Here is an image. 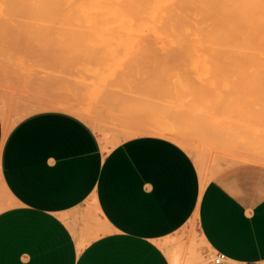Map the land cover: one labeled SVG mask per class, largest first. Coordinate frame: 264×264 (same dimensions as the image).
<instances>
[{
  "label": "rangeland",
  "instance_id": "rangeland-1",
  "mask_svg": "<svg viewBox=\"0 0 264 264\" xmlns=\"http://www.w3.org/2000/svg\"><path fill=\"white\" fill-rule=\"evenodd\" d=\"M53 1L0 0L1 102L7 127L28 113L42 109L63 108L86 119L97 131L100 139L105 144L107 143L106 148L123 138L138 133H147L148 129H160L165 131L164 136L177 141L192 155L200 171L203 172L204 178H207L217 168L252 164L257 167L259 181L264 183V43H262L264 42V16L262 15L264 11H260L261 9L264 10L262 8V6L264 7V0L263 3L261 0L262 5L259 4L260 0H256L259 6L254 3L255 0H206L205 2H203L204 0H198V2L197 0H183L187 7L184 6L185 4L179 5L182 4V0H179L180 2L175 1L176 3L170 0L173 1V5H176L177 11L174 10V6L171 7L172 5L167 7L168 4H171L169 1L167 4V0L166 3L165 0H133V3L138 2L134 6H132V0H110L111 4L107 0L111 7L106 5V0L105 2L103 0H87V3L84 0H72L75 2L59 0L60 3L56 0L59 6L57 2ZM120 1H124L121 3L122 5L118 4ZM160 1H164L162 8L166 10L164 16L169 18L165 20L171 21L168 22L170 26L165 23L166 21H163V12L160 13L161 20L159 15H154V12L163 10L160 6L161 3L159 4ZM223 1H227L225 2L227 11L226 8L224 11ZM243 1L245 2L243 3ZM76 2L79 4L82 2L81 5H76L77 11L72 9V6L75 7L73 3L76 4ZM129 2H131L130 5ZM84 3L86 7H84ZM191 3L195 6L194 9ZM200 3L203 6H200ZM245 3L252 5V7L254 4V7L249 8V10ZM150 4L154 11L149 9ZM235 4L236 6H234ZM60 5L65 10H62ZM144 5L147 8L142 11L141 8H144ZM93 6H97V9H94ZM113 6L120 7L115 8ZM179 6L181 9L178 8ZM219 6L220 10L216 9L217 12H214L215 8H219ZM130 7H135V10L139 11L136 12ZM84 8L89 11L85 9L84 12ZM196 8L197 12L202 11V14L199 12L197 15V12L194 11ZM123 9H125L124 13ZM254 9L255 11H253ZM251 10L254 13L252 14L256 16L255 19L253 16L252 20L250 18L251 21H248L251 22L250 24L253 22L251 25L255 27L253 30L247 22L248 18L252 17V14L247 17V13H251ZM120 12L125 15L121 16L123 14ZM142 12L146 14L145 16L149 15L150 20L157 17L162 23L159 22L160 25L156 23V18L151 21L154 25L151 24L148 22L149 19L142 16ZM177 12L186 14L185 19L181 13ZM188 12H190V16L192 15L191 12H194L195 15L190 17ZM140 13L141 16L138 17L137 14L140 15ZM175 14L179 17L182 16L181 20L177 19ZM128 15L132 19L131 24L130 18L129 20L126 19ZM202 15H205L203 17L207 21L203 20ZM226 15L229 16L230 22H228ZM236 15L239 16L240 21L242 18L247 23L242 21L239 24L240 21ZM193 16H198L199 21L194 18L196 23L193 22L194 20L190 19H193ZM258 16H260L259 19H257ZM261 16L263 20H261ZM186 18L191 21L189 22ZM138 19L141 22L146 19L147 24L145 22L140 24V21L137 24ZM202 20L205 24L211 22L210 28H208V24L200 27V24L204 23ZM183 21L186 24L190 23V26L194 24L197 27L191 28L187 24V27L191 28L187 30V34V31L184 32V29H187L186 24L181 25L184 24ZM135 23L137 24L136 27L134 26ZM144 23L145 26L140 27ZM243 23L246 25H242ZM124 24H126L127 30ZM155 24H158L161 29L158 25L154 27ZM259 24L263 28L261 32L256 29L257 27L259 29ZM165 25L167 28H163ZM203 26L205 29L207 28V33L210 31L209 34L204 31ZM212 26L215 28L213 29ZM242 26H247L244 27L246 31L244 29L241 31ZM249 26L251 32L247 30ZM144 27L147 31L143 30ZM168 27L176 29L170 30ZM140 28H142L141 31H139ZM197 28L199 31L203 30L204 36L198 30V32L195 31ZM218 29H222V31H218ZM163 30L167 31V33L163 32V36L167 34L174 39L171 41L170 38L167 42V40H162V34L157 37V34ZM229 30L234 34L231 35ZM172 31L175 34L178 32V35ZM136 32L138 34H135ZM189 32L194 35L199 33V36L193 35V37ZM218 32L223 41H220ZM223 32L226 34L224 35ZM262 33L263 35H261ZM181 34L187 35V39ZM258 34L261 35V38L263 37V41ZM239 35L243 38H240ZM188 36H192L193 39ZM196 38L197 41L194 43L197 44L190 42ZM198 38L199 41L202 38V43L205 42V45L206 41L209 40L207 42L208 48L207 46L204 48V43H200ZM230 41L233 44L237 43L236 46L238 47L235 44L231 45ZM159 42L164 44L160 45ZM212 42H215L214 45ZM238 42H241L240 45ZM169 43H176L172 46L175 45V47L172 48ZM181 44L184 48L181 47ZM196 45L199 47H194ZM177 46H179L178 49ZM228 46L233 47L229 48ZM241 46H243L244 51ZM260 46L261 48H259ZM239 47L241 50L238 49ZM217 48L221 49L218 50ZM250 50L251 54L249 53ZM203 53H206V56ZM207 53L211 55H207ZM248 53L249 56L252 53L258 54H254L250 58ZM245 58L247 63L243 61ZM252 59H254L253 62ZM207 62L209 63L207 64ZM225 67L228 69L226 70ZM249 73L253 75L251 74V76ZM215 74L216 77H214ZM253 76L256 78L253 79ZM263 193L264 187L258 194ZM202 242L192 232L188 241L180 238L173 247L182 250L185 254L188 253L191 262L199 264L210 261L214 255L211 249L203 248ZM261 264H264V261Z\"/></svg>",
  "mask_w": 264,
  "mask_h": 264
},
{
  "label": "crops",
  "instance_id": "crops-1",
  "mask_svg": "<svg viewBox=\"0 0 264 264\" xmlns=\"http://www.w3.org/2000/svg\"><path fill=\"white\" fill-rule=\"evenodd\" d=\"M1 98L0 77V264H194L173 247L192 232L225 257L199 264L264 261L254 165L204 178L172 138L138 133L106 148L63 108L7 127Z\"/></svg>",
  "mask_w": 264,
  "mask_h": 264
},
{
  "label": "bare ground",
  "instance_id": "bare-ground-1",
  "mask_svg": "<svg viewBox=\"0 0 264 264\" xmlns=\"http://www.w3.org/2000/svg\"><path fill=\"white\" fill-rule=\"evenodd\" d=\"M38 1H39V0H38ZM47 1H48V0H47ZM50 1H53V0H49V2H50ZM57 1H59V0H57ZM57 1L55 0V1H53V2H57ZM69 1H71V2H75V1H72V0H69ZM69 1H68V3H70ZM86 1H87V0H84L85 3H87ZM91 1H92V0H91ZM94 1H95V0H94ZM100 1H102V0H100ZM103 1L105 2V0H103ZM109 1H110V0H109ZM138 1H140V0H138ZM141 1H142V0H141ZM150 1H151V0H150ZM153 1H154V0H153ZM168 1L171 3L170 5L168 4ZM173 1L175 2V1H179V0H173ZM173 1L167 0V4H168L167 7H168V8H169V6H171V5H172V6H171L172 8H173V6H174V8H175L176 5H175V4H174V5L172 4ZM200 1H201V0H200ZM205 1H206V0H204L203 2H205ZM212 1H213V0H212ZM214 1H215V0H214ZM220 1H221V0H220ZM227 1H228V0H227ZM227 1H225V2H227ZM231 1H232V0H231ZM240 1H241V0H240ZM245 1H247V0H245ZM245 1H243V3H244ZM253 1H254V0H253ZM255 1H256V0H255ZM23 2H24V1H23ZM31 2H32V1H31ZM36 2H37V1H36ZM61 2H62V1H61ZM104 2H102V3H104ZM114 2H115V1H114ZM123 2H124V1H123ZM123 2L120 1V2H118V4H119V5H122L121 3H123ZM127 2H128V1H127ZM134 2H135V1H134ZM162 2H164V1H160V2H159V4L161 3V4H160L161 9H163V8H162V6H163V5H162ZM179 2H180V1H179ZM188 2H189V1H188ZM194 2L196 3V1H194ZM194 2H193V4H194ZM197 2H198V0H197ZM223 2H224V1H223ZM225 2H224V6H225V7H224V11H225V8H226ZM229 2H230V1H229ZM234 2H235V1H234ZM248 2H249V1H248ZM57 3H58V2H57ZM59 3H60V1H59ZM59 3H58V6H59ZM81 3H82V2H81ZM81 3H80V4H79L78 2H76V4L73 3V5H74L75 7L72 6V9L77 8L76 5H77V4L81 5ZM85 3H84V7H86V6H85ZM95 3H96V2H95ZM105 3H106V5H107V4L109 5V2H108L107 0H106ZM111 3H112V2L110 1V4H111ZM116 3H117V2H116ZM116 3H115V5H116ZM125 3H126V2H125ZM125 3H124V4H125ZM135 3H136V2H135ZM135 3H133V0H132V4H133L132 6H134ZM137 3H138V2H137ZM137 3H136V4H137ZM139 3H140V2H139ZM151 3L154 4V2H151ZM165 3H166V0H165ZM175 3H176V2H175ZM206 3H208V2H206ZM209 3H210V2H209ZM221 3H222V2H221ZM235 3H236V2H235ZM254 3L257 4V5L259 6V4H261V0H260V3H259V4L257 3V1L254 2ZM262 3H263V0H262ZM47 4H48V3H47ZM53 4H54V3H53ZM98 4H99V3H98ZM113 4H114V3H113ZM118 4H117V5H118ZM130 4H131V2H129V5H130ZM146 4H148V3H146ZM184 4H185V2H183V0H182V4H179V5L182 6V5H184ZM188 4H190V3H188ZM191 4H192V3H191ZM193 4H192V7H193V9H194L195 6H193ZM211 4H212V2H211ZM216 4H217V3H216ZM222 4H223V3H222ZM229 4H231V3H229ZM229 4H228V5H229ZM237 4H238V3H237ZM245 4H246V3H245ZM37 5H38V4H37ZM41 5H42V4H41ZM44 5H45V4H44ZM56 5H57V4H56ZM67 5H68V4H67ZM69 5H70V4H69ZM94 5H95V4H94ZM150 5H151V4H150ZM177 5H178V3H177ZM199 5H200V6H203V5H201V3H200ZM217 5H218V4H217ZM246 5L248 6V9L254 7V4H253V7H252V5H249V4H246ZM261 5H262V4H261ZM54 6H55V5H54ZM54 6H52V7H54ZM62 6H63V4H62ZM62 6L60 5L61 8H63ZM109 6H110V5H109ZM139 6H140V5H139ZM144 6H145V5H144ZM147 6H149V5H147ZM180 6H179L178 8L181 9ZM184 6L187 7L186 4H185ZM234 6H236V4H235ZM27 7L30 9L29 6H27ZM52 7H51V8H52ZM82 7H83V6H82ZM93 7H94V6H93ZM110 7H111V6H110ZM113 7H115V8H119L120 6H118V7L113 6ZM121 7H122V6H121ZM196 7H197V5H196ZM221 7L223 8V6H221ZM37 8H38V6H37ZM39 8H40V7H39ZM55 8H56V6H55ZM55 8H53V9H55ZM69 8H71V7H69ZM130 8H132V7H130ZM137 8H138V6H137ZM142 8H143V7H142ZM142 8H141V10L143 11V10H145V8H147V7L145 6L143 9H142ZM150 8H151L152 10H151ZM197 8H198V7H197ZM197 8L194 10L195 13L197 12ZM202 8H204V7H202ZM205 8H206V7H205ZM207 8H208V7H207ZM213 8H215V7H213ZM235 8H236V7H235ZM262 8H264V7L262 6ZM43 9H44V8H43ZM56 9L59 10L58 8H56ZM72 9H71V13H72ZM85 9L87 10V8H84V12H85ZM94 9H97V6L94 7ZM106 9L108 10V7H107ZM113 9H114V8H113ZM132 9L135 10V7L132 8ZM149 9H150L151 11H154V10H153L154 8H152V5H151V7H149ZM180 9H178V10H180ZM199 9H200V8H199ZM199 9H198V10H199ZM216 9L220 10V6H219V8H215V11H214V12H217ZM237 9H238V8H237ZM260 9H261V8H260ZM44 10H45V9H44ZM62 10H65V9L63 8ZM62 10H60V11H62ZM75 10H76V9H75ZM124 10H125V9H123V13H124ZM127 10H129V9H127ZM163 10H164V11H163ZM163 10H161L160 12L158 11L159 13H158V12H154V15H155V16H158V15H159V19H160V20H161V17H162L160 13L163 12L162 15L164 16V13L166 12L165 9H163ZM174 10L177 11L176 8H175ZM174 10H172V11H174ZM202 10H204V9H202ZM208 10H209V8H208ZM227 10H228V8H226V11H227ZM246 10H247V9H246ZM249 10H250V9H249ZM37 11H38V9H37ZM53 11H54V10H53ZM76 11H77V10H76ZM82 11H83V9H82ZM87 11H89V10H87ZM92 11H95V10H92ZM109 11H110V13H111V10H109ZM116 11H117V10H116ZM135 11L137 12V11H139V10H135ZM168 11H169V10H168ZM253 11H255V9H254ZM253 11L251 10V13H250V12H249V14L247 13V17H249V16L253 13ZM260 11L262 12V11H264V10L261 9ZM73 12H74V11H73ZM112 12H113V11H112ZM130 12H131V11H130ZM145 12H146V11H145ZM170 12H171V11H170ZM199 12H200V14H202V13H201L202 11H198V12H197V15H199V14H198ZM210 12H211V11H210ZM239 12H241V11H239ZM244 12H245V10H244ZM247 12H248V11H247ZM69 13H70V12H69ZM104 13H105V12H104ZM113 13H114V12H113ZM113 13H112V14H113ZM118 13H119V11H118ZM120 13H121V12H120ZM123 13H121V14H123ZM127 13L130 14L129 12H127ZM138 13H139V12H138ZM142 13H143V12H142ZM155 13H156V14L158 13V14L156 15ZM177 13H179V12H177ZM180 13H181V15H183V12H180ZM180 13H179V14H180ZM184 13H185V12H184ZM186 13H187V12H186ZM219 13H220V12H219ZM219 13H217V14H219ZM221 13H222V12H221ZM229 13H230V12H229ZM242 13H243V11H242ZM242 13H241V15L243 16L244 13H243V14H242ZM63 14H64V12H63ZM65 14H66V13H65ZM78 14H79V13H78ZM83 14H84V13H83ZM85 14H88V13H85ZM95 14H96V13H95ZM112 14H111V15H112ZM116 14H117V12H116ZM121 14H119V15H121ZM132 14H133V12H132ZM147 14H148V13H147ZM173 14H174V13H172V15H173ZM191 14H192V15H195L194 12H191ZM253 14H254V13H253ZM253 14H252V17H249V18H248L247 22L252 20V18H253V16H254ZM256 14H257V13H256ZM260 14H261V13H260ZM124 15H125V14H123V15H121V16H124ZM135 15H136V13H135ZM145 15H146V14L143 13L142 16H145ZM152 15H153V13H152ZM175 15H176V14H175ZM185 15H186V14H185ZM185 15H183V18H184V19H185ZM192 15H191V16H192ZM205 15H206V14H205ZM205 15H202V17L205 16ZM222 15H223V14H222ZM237 15H238V12H237ZM237 15H236V16H237ZM241 15H240V18H241ZM248 15H249V16H248ZM258 15H259V14H258ZM262 15L264 16V13H263V12H262ZM32 16H33V15H32ZM66 16H67V15H66ZM133 16H134V15H133ZM137 16L140 17V16H141V13H140V15L137 14ZM148 16H149V15H148ZM148 16H145V17H146L147 19H149ZM155 16H154V17H155ZM160 16H161V17H160ZM173 16H174V15H173ZM176 16H177V19H180V20H181L182 16H180V17H179V15H176ZM176 16H175V17H176ZM188 16H190V12H188ZM188 16H186V17H188ZM191 16H190V17H191ZM219 16H220V15H219ZM226 16H227V15H226ZM226 16H225V17H226ZM116 17H117V16H116ZM119 17H120V16H119ZM125 17H126V16H125ZM125 17H123V18H125ZM166 17H167V16H164V20H163V19H162V20H163V21H166L165 19H169L168 17H167V18H166ZM225 17H224V18H225ZM228 17H229V16H227L226 18H227L228 22H230V20H229ZM238 17H239V16H237V18H238ZM255 17H256V16H254V19H255ZM259 17H260V16H258L257 19H259ZM261 17H262V16H261ZM68 18H70V17H68ZM79 18H81V17H79ZM106 18H107V17H106ZM106 18H105V19H106ZM121 18H122V17H121ZM129 18H130V17H129V15H128V18H126V19L129 20ZM142 18H144V17H142ZM156 18H157V17H155V18H153V19H156ZM194 18H195V19H196V18L198 19V16H197V17H194V16H193V19H192V18H190V19H191V20H194ZM250 18H251V20H250ZM82 19H83V18H82ZM126 19H125V20H126ZM150 19H151V18H150ZM150 19H149V20H150ZM153 19H152V20H153ZM186 19H187L189 22L191 21V20H189V18H186ZM199 19H200V18H199ZM199 19H198L197 21H199ZM201 19H202V18H201ZM205 19H207V18H205ZM209 19H210V18L208 17V20H209ZM254 19H253V21H256V20H254ZM260 19H261V18H260ZM70 20H71V19H70ZM128 20H127V22L130 21V24H131V20H132V19L130 18V20H129V21H128ZM145 20H146V19H145ZM145 20H142V22H141L140 19H138V22L136 21V23L138 24L139 21H140V24H142L143 22H145ZM152 20H150V21H148V22L151 23ZM187 20H184V21H187ZM203 20H204V17H203ZM203 20H202V22L207 21V20H204V21H203ZM218 20H219V19H218ZM221 20H222V19H221ZM225 20H226V19H225ZM238 20L240 21L239 18H238ZM261 20H263V17H262ZM83 21H84V20H83ZM118 21H120V20H118ZM154 21H155V20H154ZM157 21H158V22H157ZM177 21H178V20H177ZM184 21H183V22H184ZM210 21H211V20H210ZM210 21H209V22H210ZM235 21H237V20H235ZM242 21L245 22L246 20H244V19L241 18V21H240L239 24H241ZM258 21H259V20H258ZM62 22H63V21H62ZM132 22H133V21H132ZM155 22L158 23V24H159V22L162 23V21H159L158 18H157V20H156ZM168 22H171V21L168 20ZM168 22L166 21L165 23L168 24ZM193 22H195V20H194ZM212 22H213V21H212ZM231 22H233V21H231ZM237 22H238V21H237ZM247 22H245V23H247ZM63 23H64V22H63ZM71 23H73V22H71ZM133 23H134V22H133ZM133 23H132V24H133ZM136 23H135V24H136ZM145 23L147 24V21H146ZM145 23H144V25H142V26H140V24H139V26H140V27H143V26H145ZM191 23H192V22H191ZM195 23H196V22H195ZM210 23H211V22H210ZM210 23H209V24H208L207 22H206V24H205V22H204L203 24L201 23V24H200V27H202V25H204V24H205V26H206L207 24H208L207 26H209ZM213 23H214V22H213ZM223 23H224V22H223ZM248 23H249V22H248ZM250 23H251V22H250ZM250 23H249V25L251 26V25L253 24V22H252V24H250ZM261 23H262V22H261ZM64 24H65V23H64ZM76 24H77V23H76ZM135 24H134V26L136 27L137 24H136V25H135ZM151 24H153V22H152ZM158 24H155L154 27H156V25H158ZM180 24H181V23H180ZM185 24H186V22H184V24L182 23L181 25H185ZM187 24H188L189 27H191V28L195 26L194 24H193L192 26H190V23H187ZM187 24H186V27H187ZM220 24H221V22H220ZM231 24H232V23H231ZM239 24L237 23V26H238ZM256 24H257V23H256ZM256 24H255V25H256ZM78 25H80V24H78ZM125 25H126V24H124V26H125ZM153 25H154V24H153ZM159 25H160V24H159ZM159 25H158V27H159ZM178 25H179V24H177V26H178ZM222 25H223V24H222ZM227 25H228V23H227ZM242 25H246V24L243 23ZM259 25H260V24H259ZM263 25H264V23H263ZM83 26H84V25H83ZM83 26H82V27H83ZM85 26H86V25H85ZM87 26H88V25H87ZM134 26H131V27L135 28ZM168 26H170V24H168ZM177 26H175V27L177 28ZM179 26H180V25H179ZM198 26H199V25H198ZM231 26H232V25H231ZM247 26H248V24H247ZM247 26H244V27H247ZM250 26L248 27L247 30H249ZM253 26H254V25H253ZM253 26H251V27H252V28H251L252 30H253V28H255V27H253ZM261 26H262V25H260L259 29H258V27L256 26V27H257L256 29H257V30H260V31H258V32H261V31L263 30V28H262ZM82 27H81V28H82ZM114 27H115V26H114ZM182 27H183V26H182ZM195 27H197V26H195ZM232 27H233V26H232ZM232 27H231V29H232ZM239 27H240V26H238V28H239ZM244 27L242 26V30H241V31H243ZM83 28H84V27H83ZM125 28H126V26H125ZM138 28H139V27H138ZM163 28H167V25H165V27H163ZM173 28H174V27H173ZM173 28H169V27H168V29H170V30H173ZM176 28H174V30H175ZM191 28H188V27H187L186 30H185L184 28H183V29H184V32H186L187 30H190ZM208 28H210V26H209ZM212 28H213V26H212ZM214 28H215V27H214ZM214 28H213V29H214ZM217 28H218V27H217ZM223 28H224V26H223ZM226 28H227V27H226ZM235 28H236V23H235ZM238 28H237V30H238ZM90 29H91V27H90ZM144 29H145V27L143 28V30H144ZM154 29H155V28H154ZM154 29H152V30H154ZM157 29H158V28H156V30H157ZM159 29H161V27H159ZM180 29H181V28H180ZM193 29H195V28H193ZM193 29H192V30H193ZM203 29H204V31L206 32V29H207V28L205 29V27L203 26ZM261 29H262V30H261ZM91 30H93V29H91ZM126 30H127V28H126ZM141 30H142V28H140L139 31H141ZM145 30L147 31V29H145ZM197 30L199 31L198 28H197L195 31L198 32ZM201 30H202V28H201ZM220 30L222 31V29H218V31H220ZM232 30H234V29H232ZM244 30H245V29H244ZM252 30H249V31L251 32ZM93 31H94V30H93ZM135 31H136V30H135ZM157 31H159V30H157ZM157 31H156V32H157ZM202 31H203V30H202ZM202 31H199V33H200V32L202 33ZM223 31H224V29H223ZM230 31H231V30H229V33H231ZM239 31H240V29H239ZM245 31H246V30H245ZM124 32H125V31H124ZM126 32H127V31H126ZM129 32H130V31H129ZM143 32H144V31H143ZM143 32H140V33H143ZM150 32L153 33V31H150ZM159 32H160V31H159ZM163 32H164V33H165V32L167 33V31L163 30L161 33H158V34H157V37L159 36V34H160V35L162 34L161 36H163V35H164ZM179 32H182V31L179 30ZM191 32H192V31H191ZM208 32L210 33V31H208ZM212 32H213V31H212ZM232 32H233V31H232ZM263 32H264V31H263ZM130 33H131V32H130ZM130 33H127V34L130 35ZM140 33H139V34H140ZM172 33L175 34V32H173V31H172ZM189 33H190V32H189ZM199 33H197V34H195V35L192 34V33H190V34H191L192 36L194 35L195 37H197V36H199V35H198ZM206 33H207V32H206ZM209 33H207V34H209ZM229 33H228V34H229ZM244 33H246V32H244ZM244 33H243V34H244ZM253 33H254V32H253ZM135 34H138V33L136 32ZM149 34H150V33H149ZM176 34L178 35V32H176ZM176 34H175V35H176ZM185 34H186V33H185ZM185 34H184V35L181 34V35H182L183 37L186 36V39H187V35H185ZM187 34H188V31H187ZM218 34H219V32H218ZM221 34H222V32H221ZM223 34H224V32H223ZM225 34H226V32H225ZM225 34H224V35H225ZM228 34H227V35H228ZM232 34H234V33H231V35H232ZM240 34H242V33H240ZM243 34H242V35H243ZM255 34H256V33H255ZM255 34H254V35H255ZM147 35H148V34H147ZM147 35H146V36H147ZM154 35H155V34H154ZM196 35H197V36H196ZM202 35L204 36V33H202ZM202 35H201V36H202ZM229 35H230V34H229ZM235 35H236V33H235ZM245 35H246V34H245ZM250 35H251V34H250ZM254 35H253V37H255ZM258 35H259V34H258ZM261 35H263V33H262ZM261 35H259L260 38H261ZM134 36H135V35H134ZM139 36H140V35H139ZM165 36H166V37H165ZM165 36H163L162 40L164 39V40H167V42H169V40H170L171 37H169L167 34H166ZM182 36H180V37H182ZM192 36H190V37H192ZM194 36H193V37H194ZM203 36H202V38H203ZM239 36H240V38H241V37L243 38V36H241V35H239ZM136 37H137V36H136ZM136 37H135V38H136ZM150 37H152V36H150ZM159 37H160V36H159ZM167 37H169V38H167ZM175 37H176V36H175ZM188 37H189V36H188ZM190 37H189V38H190ZM193 37H192V39H193ZM229 37H232V36H229ZM233 37H234V36H233ZM244 37H245V36H244ZM263 37H264V35H263ZM263 37H262V38H263ZM166 38H167V39H166ZM176 38H179V37H176ZM176 38H175V39H176ZM202 38L200 39L201 41H199V38H198V41H199L200 43H202ZM220 38H221V37H220V34H219V39H220ZM236 38H237V36H236ZM236 38H235V39H236ZM245 38H248V37H245ZM251 38H252V37H251ZM251 38H250V39H251ZM262 38H261V39H262ZM133 39H134V38H133ZM142 39H143V38H142ZM144 39H145V38H144ZM151 39H152V38H151ZM172 39H174V38H171V41H172ZM180 39H181V38H180ZM182 39H183V38H182ZM221 39H222V40H221ZM221 39H220V41H223V38H221ZM238 39H239V38H238ZM257 39H258V37H257ZM135 40H136V39H135ZM156 40H157V39H156ZM184 40H185V39H184ZM184 40H183V41H184ZM253 40H254V39H253ZM259 40H260V39H259ZM152 41H153V40H152ZM154 41H155V40H154ZM154 41H153V42H154ZM158 41H159V40H158ZM178 41H179V39H178ZM187 41H188V40H187ZM189 41H190V40H189ZM196 41H197V38L194 39L193 41L191 40L190 42H193V43H194V42H196ZM208 41H209V40L206 41V45H205V42H203L204 44L202 43L203 45H205L204 48H205L206 46H207V48H208V45H207V44H208V43H207ZM226 41H228V40H226ZM237 41H240V40H237ZM257 41H258V40H257ZM260 41H261V40H260ZM260 41H259V42H260ZM262 41H263V39H262ZM127 42H128V41H127ZM156 42H157V41H156ZM230 42H231V41H230ZM243 42H246V41H243ZM250 42H252V41H250ZM259 42H258V43H259ZM160 43H161V42H159L158 44H160ZM177 43H178V42H177ZM181 43H182V42H181ZM184 43H185V41H184ZM187 43H188V42H187ZM193 43H192V46H193L194 44H197V43H194V44H193ZM212 43H213V42H212ZM212 43H211V44H212ZM214 43H215V42H214ZM214 43H213V45H214ZM225 43H226V42H225ZM238 43H239V42H238ZM240 43H241V42H240ZM240 43H239V45H240ZM252 43H253V42H252ZM262 43H264V42H262ZM144 44H145V43H144ZM155 44H156V43H155ZM162 44H164V43H162ZM162 44H160V45H162ZM169 44H170V43H169ZM173 44H176V43H172V44H170L171 47L173 46ZM223 44H224V43H223ZM229 44H230V43H229ZM232 44H233V43L231 42V45H232ZM234 44H235V43H234ZM234 44H233V45H234ZM236 44H237V43H236ZM236 44H235V46H236ZM256 44H257V42H256ZM259 44H260V43H259ZM137 45H138V44H137ZM141 45H142V44H141ZM141 45H140V46H141ZM145 45H146V44H145ZM148 45H149V43H148ZM170 45H169V46H170ZM181 45H182L181 47H183V44H181ZM198 45H199V43H198ZM198 45H196V46H194V47H199ZM226 45H227V43H226ZM248 45H249V44H248ZM248 45H247V46H248ZM262 45H263V44H262ZM151 46H153V45L151 44ZM192 46H189V47H192ZM245 46H246V45H245ZM247 46H246V47H247ZM143 47H145V46H143ZM163 47H164V46H163ZM174 47H175V45H174ZM174 47H172V48H174ZM178 47H179V46H177V49H178ZM228 47L230 48V47H233V46H228ZM236 47H238V46H236ZM241 47L243 48V46H241ZM241 47H239L238 49L241 50ZM183 48H184V47H183ZM253 48H254V47H253ZM257 48H258V47H257ZM259 48H261V46H260ZM217 49H218V48H217ZM219 49H221V48H219ZM219 49H218V50H219ZM249 49H250V48H249ZM254 49H255V48H254ZM242 50L244 51V48H243ZM251 50H253V49H251ZM251 50H250V52H249L250 54H251ZM255 50L258 51L257 49H255ZM263 50H264V49H263ZM213 51H214V50H213ZM247 51H249V50H247ZM219 52H220V51H219ZM221 52H223V51L221 50ZM245 52H246V51H245ZM262 52H263V51H262ZM214 53H215V52H214ZM243 53H244V52H243ZM249 53H248V56H249ZM179 54H181V53H179ZM203 54L205 55L206 53H203ZM203 54H202V55H203ZM215 54H216V53H215ZM254 54H258V53H252V55H250V56L253 57ZM263 54H264V52H263ZM263 54H261V55H263ZM174 55H175V53H174ZM177 55H178V53H177ZM207 55H211V54H208V53H207ZM224 55H226V54H224ZM205 56H206V55H205ZM214 56H217V55H214ZM250 56H249V57H250ZM199 57H202V56H199ZM249 57H248V58H249ZM203 58H204V57H203ZM207 58H208V57H207ZM228 58H229V57H228ZM230 58H231V57H230ZM230 58H229V59H230ZM240 58H242V57H240ZM243 58H244V57H243ZM246 58H247V57H246ZM246 58H245V60L243 59V61H244L245 63H247V62H246V61H247ZM250 58H251V57H250ZM255 58H256V57H255ZM259 58H260V57H259ZM204 59H205V58H204ZM213 59H214V58H213ZM237 59H238V58H237ZM237 59H236V60H237ZM206 60H207V59H206ZM236 60H235V61H236ZM241 60H242V59H241ZM241 60H240V61H241ZM253 60H254V59H252V62H253ZM250 61H251V60H250ZM261 61H262V60H261ZM254 62H255V61H254ZM201 63H202V62H201ZM208 63H209V62H207V64H208ZM249 63H250V62H249ZM227 65H228V64H227ZM251 65H252V64H251ZM253 65H254V64H253ZM253 65H252V66H253ZM257 65H258V64H257ZM216 66H217V65H216ZM263 66H264V63H263ZM207 67H208V66H207ZM228 67H229V65H228ZM230 67H231V66H230ZM255 67H256V65H255ZM260 67H261V66H260ZM204 68H205V66H204ZM208 68H209V67H208ZM212 68H213V67H212ZM217 68H218V67H217ZM225 68H226V67H225ZM233 68H234V66H233ZM233 68H231V69H233ZM244 68H247V67H244ZM218 69H219V68H218ZM227 69H228V68H226V70H227ZM256 69H258V68H256ZM262 69H263V68H262ZM233 70H234V69H233ZM242 70H243V69H242ZM260 70H261V69H260ZM260 70H259V71H260ZM248 71H249V70H248ZM248 71H247V72H248ZM252 71H254V70L252 69ZM252 71H251V72H252ZM257 71H258V70H257ZM220 72H221V71H220ZM243 72H245V71H243ZM249 72H250V71H249ZM255 72H256V71H255ZM255 72H254V73H255ZM215 73H216V72H215ZM226 73H227V72H226ZM245 73H246V72H245ZM231 74H232V72H231ZM233 74H234V72H233ZM249 74H250V73H249ZM251 74H252V73H251ZM251 74H250V75H251ZM257 74H258V73H257ZM217 75H218V74H217ZM222 75H223V74H222ZM252 75H253V74H252ZM252 75H251V76H252ZM254 75H255V74H254ZM260 75H261V74H260ZM247 76H249V75L247 74ZM212 77H213V76H212ZM214 77H216V74H215ZM260 77H261V76H260ZM262 77H263V75H262ZM262 77H261V78H262ZM255 78H256V77L253 76V79H255ZM223 79H225V78H223ZM257 79H258V78H257ZM233 80H234V79H233ZM237 80H238V79H237ZM254 83H256V82H254ZM257 84H260V83H257ZM260 85H261V84H260ZM256 86H257V85H256ZM263 87H264V86H263ZM256 88H258V87H256ZM263 89H264V88H263ZM155 127H156V126H155ZM157 127H158V126H157ZM159 128H160V127H159ZM142 129H143V128H142ZM161 129H162V128H161ZM137 132H138V131H137ZM147 133H150V134H158V135H164V134H165V131H163V130L161 131L160 129H159V130H158V129L156 130V129H153V128H152V129H148V130H147ZM128 134H129V133H128ZM128 134H127V135H128ZM105 142H106V141H105ZM106 145H107V143H106L104 146L106 147ZM105 147H104V148H105ZM249 154H250V153H249ZM262 154H263V153H262ZM252 160H253V159H252ZM201 173H202V171H201ZM204 259H205V258H204Z\"/></svg>",
  "mask_w": 264,
  "mask_h": 264
},
{
  "label": "built area",
  "instance_id": "built-area-1",
  "mask_svg": "<svg viewBox=\"0 0 264 264\" xmlns=\"http://www.w3.org/2000/svg\"><path fill=\"white\" fill-rule=\"evenodd\" d=\"M224 255L221 253L214 254L211 258V261L214 263H220L224 260Z\"/></svg>",
  "mask_w": 264,
  "mask_h": 264
}]
</instances>
